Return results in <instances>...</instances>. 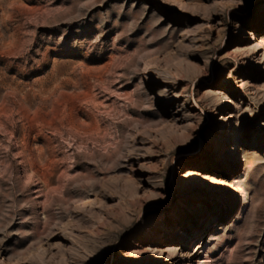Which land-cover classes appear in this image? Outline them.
Instances as JSON below:
<instances>
[{
	"label": "rangeland",
	"instance_id": "374dc122",
	"mask_svg": "<svg viewBox=\"0 0 264 264\" xmlns=\"http://www.w3.org/2000/svg\"><path fill=\"white\" fill-rule=\"evenodd\" d=\"M0 264H264V0H0Z\"/></svg>",
	"mask_w": 264,
	"mask_h": 264
},
{
	"label": "bare ground",
	"instance_id": "6f19581e",
	"mask_svg": "<svg viewBox=\"0 0 264 264\" xmlns=\"http://www.w3.org/2000/svg\"><path fill=\"white\" fill-rule=\"evenodd\" d=\"M189 154H191V153H189Z\"/></svg>",
	"mask_w": 264,
	"mask_h": 264
}]
</instances>
